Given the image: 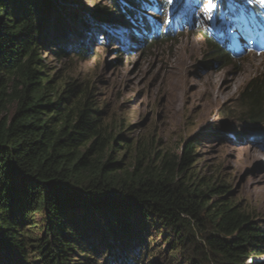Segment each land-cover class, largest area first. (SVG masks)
I'll return each mask as SVG.
<instances>
[{
	"label": "trees",
	"instance_id": "obj_1",
	"mask_svg": "<svg viewBox=\"0 0 264 264\" xmlns=\"http://www.w3.org/2000/svg\"><path fill=\"white\" fill-rule=\"evenodd\" d=\"M55 1L0 0V264H142L143 250L150 253V220L170 233V252L183 248L184 264L264 259V220L230 200L218 180L190 174L192 142L170 154L153 137L126 141L129 127L108 123L85 86L52 85L48 56L63 60L76 52L72 58L83 60L90 53L83 42L64 45L74 40L72 33L59 39V27H50ZM110 1L112 8L84 11L98 24L86 36H103L99 46L106 48L111 35L128 33L126 23L134 27L133 36L143 30L149 44L170 36L157 34L158 23L141 17L139 0H125L126 7ZM66 11L78 19L75 10ZM254 11L261 23V10ZM212 35L207 54L213 62L229 63L234 55L228 41ZM237 102L230 117L264 127V76L249 82ZM249 136L234 132L233 139ZM38 211L40 236L32 237Z\"/></svg>",
	"mask_w": 264,
	"mask_h": 264
},
{
	"label": "rangeland",
	"instance_id": "obj_2",
	"mask_svg": "<svg viewBox=\"0 0 264 264\" xmlns=\"http://www.w3.org/2000/svg\"><path fill=\"white\" fill-rule=\"evenodd\" d=\"M139 1L141 17L158 23L157 34L170 32V36L149 44L143 30L133 36L134 27L126 23L123 30L129 32L111 35L105 48L99 46L103 36L92 32L87 38V29L98 25L87 13L96 7L112 8L110 0H56L48 24L59 27V39L72 33L74 40L64 45L76 48L83 42L90 53L83 60L72 58L76 52L63 60L48 56L46 75L55 88L74 81L85 86L95 107L107 113L108 123L119 121L129 127L123 135L126 141L153 137L170 154L192 142L195 163L190 174L218 180L230 200L264 220V127L230 117L243 88L264 76V19L259 23L253 17L254 9L264 10V4L214 0L216 7L211 8L208 0ZM119 3L126 7L125 0ZM68 7L78 19H70ZM86 17L89 28L81 22ZM209 33L219 43L228 41L225 46L234 55L229 63L213 62L207 54ZM234 132L250 136L237 142ZM130 159L126 154L127 165ZM32 218L31 225L36 226L32 237H39L42 212H34ZM145 225L150 253L143 250L142 264H184L183 248L170 252L166 244L172 241L170 233L156 220ZM263 260L248 259L247 264Z\"/></svg>",
	"mask_w": 264,
	"mask_h": 264
},
{
	"label": "snow or ice",
	"instance_id": "obj_3",
	"mask_svg": "<svg viewBox=\"0 0 264 264\" xmlns=\"http://www.w3.org/2000/svg\"><path fill=\"white\" fill-rule=\"evenodd\" d=\"M173 0H167V3H172ZM209 4H211V8H215L216 4L214 0H208ZM259 3L264 4V0H258ZM206 9L211 11V8H208V5H205Z\"/></svg>",
	"mask_w": 264,
	"mask_h": 264
},
{
	"label": "bare ground",
	"instance_id": "obj_4",
	"mask_svg": "<svg viewBox=\"0 0 264 264\" xmlns=\"http://www.w3.org/2000/svg\"><path fill=\"white\" fill-rule=\"evenodd\" d=\"M262 11V10H261ZM262 12H264V11H262ZM261 23H263V21L261 20Z\"/></svg>",
	"mask_w": 264,
	"mask_h": 264
}]
</instances>
